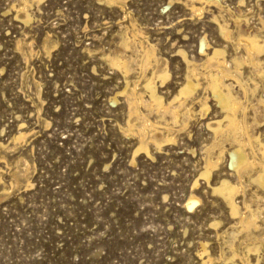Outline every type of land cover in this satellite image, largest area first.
I'll return each mask as SVG.
<instances>
[{
  "label": "rangeland",
  "instance_id": "1",
  "mask_svg": "<svg viewBox=\"0 0 264 264\" xmlns=\"http://www.w3.org/2000/svg\"><path fill=\"white\" fill-rule=\"evenodd\" d=\"M30 1L33 19L25 23L17 16L24 0H0V264H244L247 257L264 264V189L250 179L256 170L243 174L237 198L242 211L244 200L261 209L260 227L249 232L212 190L224 177L238 181L229 142L211 183L200 177L214 139L208 124L223 116L206 79L186 124L140 106L163 134L173 123L176 137L161 149L151 143L150 155L135 154L140 138L128 120L138 121L120 92L126 81L141 92L151 74L141 66L148 45L168 62L169 78L162 85L156 79L165 101L184 81L183 53L203 63L205 41L226 49L233 69V59L246 54L240 32L264 42V0L204 2L201 14L187 0ZM214 16L228 24L230 40ZM120 55L132 62L129 79L111 63ZM260 59L264 66V51ZM241 72L247 92L227 82L243 99L250 133L264 142V75L248 62ZM249 151L264 159L257 147ZM232 242L235 263L224 261ZM209 254L213 260L204 263Z\"/></svg>",
  "mask_w": 264,
  "mask_h": 264
},
{
  "label": "bare ground",
  "instance_id": "2",
  "mask_svg": "<svg viewBox=\"0 0 264 264\" xmlns=\"http://www.w3.org/2000/svg\"><path fill=\"white\" fill-rule=\"evenodd\" d=\"M29 1L30 0H24L25 4L20 7L18 6L19 8L17 10V16L21 17L25 21V23H28L33 19V15L28 8L31 5ZM33 1H37L39 4L42 0ZM106 1H108L109 3H116L119 0ZM169 1L170 3H172L173 0ZM204 2L209 4L211 2H214V4H219L218 0H187V4L191 12H198L197 14L203 13ZM213 20L218 24L220 35L224 39H226V41L230 40L232 38L231 35L233 34L231 33L228 24L225 22H220L221 19H218V16H214ZM237 40L236 41L238 42V44L242 45L245 48L246 54L241 57V59L239 57H235L233 59V63L235 64L234 68L232 67L233 69H231V67L229 66L230 62H228L229 60H227L225 56L226 49L224 48L225 50H223L222 48L214 47L213 45L211 46L208 41V43L205 41V43H203L201 47V51L205 56V60L201 64L190 60L186 56V54L183 53L184 60L187 64V71L185 73L183 83L181 82L182 84L179 90L176 92L177 94L169 101H165V98L159 91V86L156 82V79H159L162 85L169 78L170 74L168 71V62L164 60H162L163 62H160L159 58L155 54L156 50H154V46L148 45L147 47L143 48L144 50L142 49L141 51L143 52V54H141V66L143 68L142 70L144 71L147 70V68L151 67V74L145 75L146 78L144 80V83L140 87L141 92L137 91V83L132 85V87L129 81H126L125 87L120 92L121 94L126 96L130 107L129 112L133 116L136 114L134 118L136 121H138L137 123H132L131 118L130 120H128L129 130L135 131L140 138V144L136 148L135 154L141 151L145 152L147 155H150L151 143L158 149H161L163 144L166 145L172 143L176 140V137L171 132L172 128L170 127V125H172L173 123L170 124L169 121L166 122L163 128L167 129L168 133H166V131V134L164 133V135L162 131L158 130V126L154 122L146 118L145 114H141L140 106L144 105L147 107H154V109H156L157 112L160 113V115H170L173 122H179V120H182V122L186 124L190 120V117L192 115V110H190L191 105L189 104L196 97L195 95L202 85V82H200L201 77L203 76L206 79L207 84L205 85V89H209L212 92L214 99L217 101L218 105L223 111V116L222 118L212 121L211 124H208V126L213 131L214 139L211 145H209L208 147L206 146L207 154L205 156V165L200 172V177L205 178L209 183H211L209 180L213 174V171L218 167L219 162L224 152L226 151L225 143L229 142L232 146V148L228 150L230 157V166L236 169L238 173V181L233 182L228 177H224L219 181L218 184L212 185V190L214 193H217L220 197H222L226 202L230 209L231 216L234 219H237L236 223L239 224L238 228L241 227L242 231L244 229L249 232L251 230H257L260 227V224H258V219L261 209L259 207L258 211H255L254 209H252L251 203H249L247 200H244L243 204L246 207V211H242L237 198L241 193H244L245 185L243 181V174L246 173L245 175H247L249 171L256 170L254 171L255 175H250V179L252 182L257 183L258 186L264 189V159H256L255 156L251 154V151H249L250 147H257V149L262 154H264V142L259 135L250 133L249 126L251 124L248 126L249 123H247L246 121L247 114L245 105H243V99H241L240 96H238L233 90L232 83H228L227 81L229 79L237 81V83H239V85L244 88V91L247 92V87H244L243 80L239 78V76L241 75L240 73H243L241 72V65L245 62H248L258 72V74L260 73L264 75V66L262 65L263 60L260 59V56H262V53L264 51V42H262L259 36L256 34H247L243 32L239 33ZM123 44L125 46H128V42L126 41H124ZM210 49H212L211 52L208 51ZM110 59L112 65L118 67L123 72L124 77L126 79H129V73L132 70L131 60L126 57L122 58V56H115L114 58L110 57ZM201 68L206 69V72H203ZM241 78L243 79V77ZM250 88L251 87H249L248 89ZM144 94H146L147 98ZM206 99L208 98L206 97ZM206 101L207 100H204V102L202 101L204 105H206ZM262 102L264 101L262 100ZM241 112L243 116L240 115ZM20 137H24V134L20 135L18 138ZM216 147L218 152L217 156L214 158L212 153L214 148ZM198 184L199 178L195 180L194 185L196 186ZM195 196L196 195H194V197ZM257 197L258 199H261L260 196L257 195ZM196 199L194 198V201H196ZM197 200L199 201V199ZM191 202L188 203L191 204ZM193 204L195 205V203ZM216 222H214L213 225L219 223V221L217 223ZM230 235H232L231 237H235L236 232L232 231ZM234 245V242H232L230 248V257L227 256L226 258V255H224L225 260L222 257L224 261L231 260L232 262H234L235 258L238 256V253L234 249ZM252 248L254 249V247H248L247 252L253 250ZM206 249L207 248L204 247V253L208 250ZM212 260L213 259L209 254L207 259L204 260V263H209ZM244 264L255 263H252L247 257L244 260Z\"/></svg>",
  "mask_w": 264,
  "mask_h": 264
}]
</instances>
